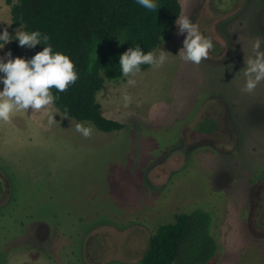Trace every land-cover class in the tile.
Returning a JSON list of instances; mask_svg holds the SVG:
<instances>
[{
  "label": "rangeland",
  "instance_id": "rangeland-1",
  "mask_svg": "<svg viewBox=\"0 0 264 264\" xmlns=\"http://www.w3.org/2000/svg\"><path fill=\"white\" fill-rule=\"evenodd\" d=\"M179 5V17L206 26L209 58H180L186 34L175 23L155 48L171 54L161 68L141 71L134 87L103 80L95 101L121 130L91 125L85 139L59 112L48 126L31 110L0 124V264H139L156 227L194 209L210 217L209 264H264V234L248 214L255 196L264 200V82L241 91L252 44L264 40V0ZM9 24L0 0V34L15 36ZM11 44L0 57L28 59L32 48L14 43L13 53ZM202 116L220 120L215 135L202 137Z\"/></svg>",
  "mask_w": 264,
  "mask_h": 264
},
{
  "label": "trees",
  "instance_id": "trees-1",
  "mask_svg": "<svg viewBox=\"0 0 264 264\" xmlns=\"http://www.w3.org/2000/svg\"><path fill=\"white\" fill-rule=\"evenodd\" d=\"M4 1L9 5L11 30L22 28L46 34L53 52L67 55L75 65L78 80L66 92L53 90L58 97V112L65 116L67 109V118L90 124L102 133L123 128L104 118L95 101L103 80L123 77L119 57L127 49L138 45L145 53L155 51L180 15L179 0H155V11L143 8L136 0ZM14 43L18 41L12 40L11 44L16 53ZM44 46L42 43L32 48L28 59ZM148 68L142 65L141 71ZM203 119L209 121L203 134L216 131L212 120ZM209 228L210 217L203 210L173 215L172 223L157 226L147 238L139 264H209L217 251Z\"/></svg>",
  "mask_w": 264,
  "mask_h": 264
},
{
  "label": "clouds",
  "instance_id": "clouds-1",
  "mask_svg": "<svg viewBox=\"0 0 264 264\" xmlns=\"http://www.w3.org/2000/svg\"><path fill=\"white\" fill-rule=\"evenodd\" d=\"M136 3L149 11L157 10L155 0H136ZM178 35H185L182 48L178 55L186 62L193 65H200L202 61L209 58L213 49L211 39L204 36L199 25L191 21L188 15H182L176 19ZM11 24H9L10 26ZM12 40L18 41L20 47L31 49L37 45H44L43 50L37 52L31 59L11 58L12 53H5L0 57V124H10L18 113L26 114L31 110L32 114H44L47 116L48 126L57 124L53 117L57 115L55 107L57 96L53 90L59 93L66 92L68 88L78 80L75 65L67 55L60 52H53L49 37L39 31L28 32L21 29L15 30L12 36L7 28L0 34V49ZM162 40V39H161ZM264 40L257 37L252 44L253 55L246 61L244 75L246 82L241 89L242 92L251 94L257 86L264 82ZM170 53L158 48L155 52L145 53L138 45L127 49L119 57L120 71L127 79L126 87H134L136 79L141 73V66L148 65L153 70L161 68L168 60ZM132 96L125 92L122 95L123 106L129 107L132 103ZM139 106V105H137ZM67 118V109L65 116ZM75 131L85 139H90L93 134L91 125L77 123Z\"/></svg>",
  "mask_w": 264,
  "mask_h": 264
},
{
  "label": "flooded vegetation",
  "instance_id": "flooded-vegetation-1",
  "mask_svg": "<svg viewBox=\"0 0 264 264\" xmlns=\"http://www.w3.org/2000/svg\"><path fill=\"white\" fill-rule=\"evenodd\" d=\"M202 28V27H201ZM206 26H204V28H202V34L204 36H207L205 33H206V30H205ZM201 120L203 118H207L208 117H199ZM199 118H197V120H200ZM210 119V118H209ZM212 120L213 123H215V127H216V132L217 130L220 128L219 126V122L220 120L217 119V118H213V119H210ZM199 122V121H198ZM198 122H196V125L198 124ZM216 132H210V133H205L203 134L202 137H206V136H213L215 135ZM195 139V137L193 138V140ZM191 148V147H190ZM189 151V149L187 150ZM262 198V195H259V197L255 196L254 199L250 202V206L248 208V214H249V218L254 221L253 223V226L256 227V229H258L260 231V233H263L264 234V226L263 228L260 226L261 225V220H262V217L261 215L264 217V200H261Z\"/></svg>",
  "mask_w": 264,
  "mask_h": 264
}]
</instances>
